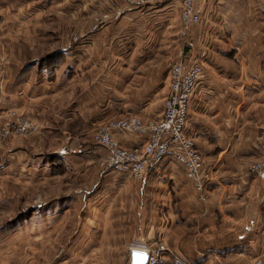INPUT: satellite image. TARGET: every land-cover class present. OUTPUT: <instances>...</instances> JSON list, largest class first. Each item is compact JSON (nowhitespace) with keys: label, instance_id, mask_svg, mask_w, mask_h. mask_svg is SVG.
<instances>
[{"label":"crops","instance_id":"obj_1","mask_svg":"<svg viewBox=\"0 0 264 264\" xmlns=\"http://www.w3.org/2000/svg\"><path fill=\"white\" fill-rule=\"evenodd\" d=\"M196 9L201 22L183 36L177 0H0V113L40 128L0 144V217L24 206L29 215L0 230H82L75 259L53 258L61 242L47 244L48 264H130L133 250L157 241L168 264L264 255V178L249 174L264 160V0H198ZM92 11L109 15L94 32ZM177 61L204 69L187 125L210 174L203 194L173 159L140 181L100 172L107 152L92 141L110 119L160 120ZM116 137L126 148L147 140Z\"/></svg>","mask_w":264,"mask_h":264},{"label":"built area","instance_id":"obj_2","mask_svg":"<svg viewBox=\"0 0 264 264\" xmlns=\"http://www.w3.org/2000/svg\"><path fill=\"white\" fill-rule=\"evenodd\" d=\"M154 1L156 0L141 2ZM177 1L181 7L182 35L186 36L192 26L201 22V16L196 9L198 0ZM119 15L120 13L117 17ZM103 23L99 20L94 31ZM203 72V66L198 63L186 66L184 62L177 61L172 64L170 93L165 100L164 114L160 120L144 121L135 116H126L110 119L101 124L94 135V144L107 152L106 157L99 160L101 169L140 181L150 170L156 171L168 159H173L184 167L186 176L196 191L203 194L209 175L204 171L193 138L187 134L190 107ZM37 130L38 126L33 120L17 111L0 113V144L10 138L24 137ZM117 133H129L146 138V144L142 147L125 148L118 141ZM7 170L8 163L0 158V178ZM249 174L254 178H264V160L253 163L249 168ZM147 252L150 253L148 264H168L169 249L164 242L157 241L147 249ZM221 264L233 263L222 261ZM247 264H264V255Z\"/></svg>","mask_w":264,"mask_h":264},{"label":"rangeland","instance_id":"obj_3","mask_svg":"<svg viewBox=\"0 0 264 264\" xmlns=\"http://www.w3.org/2000/svg\"><path fill=\"white\" fill-rule=\"evenodd\" d=\"M141 1L142 0H139V2L141 4H150V3H142ZM157 1L158 0L151 2V3H155ZM118 13H120V15L118 17L122 16V12H116V14H115L116 18H118L117 17ZM90 18L93 22L92 31L94 32V27L99 22V20H101L102 23L106 22L109 18V15H104V14H98L97 15L96 14L94 17V11H92ZM103 25H104V23L102 24V26ZM102 26L100 25L99 29H101ZM98 30H95V31H98ZM73 41L77 42L78 38H76V37L73 38ZM24 117H26V116H24ZM26 118H28V117H26ZM100 125L95 127V129L92 132L93 143H94V135H95L96 129ZM37 126H38V130L32 134L27 135V136L34 135V134L38 133L40 131V128H39L38 124H37ZM24 137H26V136H24ZM19 138H23V137H19ZM2 144H4V142ZM201 159H202V157H201ZM99 160L97 161L98 171L107 173L108 172L107 170L101 169L100 164H99ZM203 166H204V164H203ZM206 173H208V172H206ZM208 175L210 178L209 173H208ZM36 202H37L36 203L37 205L43 204L44 199L41 196H38L36 198ZM28 216L29 215L25 212V206H24V208H21L20 211L13 212L12 214L10 213L9 215H7L5 217H0V229L9 228L12 226H17L18 224L25 222L27 220ZM81 231L82 230H62L61 235H59V232H57V231L56 232L52 231L50 234H35V235L24 234V235H19L20 237H17V234H12L13 233L12 230H0V264H48L49 262H51V258H49V256L46 255L49 251L47 250V253H43V251L41 249L43 247L46 248L47 244H56L57 245L58 242H61L58 245L61 248H58L56 250L52 249V252H49V253H52V257L53 256L54 257L55 256L56 257L62 256L66 252L68 257L71 255L72 258L75 259V257H74L75 244L74 243H75L76 238L80 235ZM83 231H87V230H83ZM88 231L90 232V230H88ZM14 238H15V240L13 241ZM17 238H18V240H17ZM59 239H60V241H58ZM55 240L57 242H55ZM44 242H45V246H40V247L37 246V245H41ZM63 242H65V245L62 244ZM68 259H70V258H68ZM79 259H80L81 263L94 264V260L91 258H88L87 259L88 261L85 260L84 258H79ZM221 262L222 261H220L218 264H221Z\"/></svg>","mask_w":264,"mask_h":264},{"label":"water","instance_id":"obj_4","mask_svg":"<svg viewBox=\"0 0 264 264\" xmlns=\"http://www.w3.org/2000/svg\"><path fill=\"white\" fill-rule=\"evenodd\" d=\"M150 253L143 250H133L131 252L130 264H148Z\"/></svg>","mask_w":264,"mask_h":264}]
</instances>
